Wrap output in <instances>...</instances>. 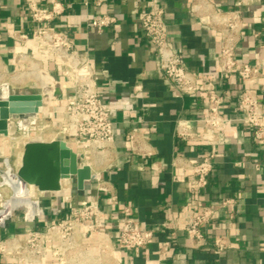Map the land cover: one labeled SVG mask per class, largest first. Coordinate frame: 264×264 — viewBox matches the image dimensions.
Returning <instances> with one entry per match:
<instances>
[{
    "label": "crops",
    "instance_id": "crops-1",
    "mask_svg": "<svg viewBox=\"0 0 264 264\" xmlns=\"http://www.w3.org/2000/svg\"><path fill=\"white\" fill-rule=\"evenodd\" d=\"M147 1L106 0L101 6H85L84 0H63L69 7L54 26L78 50L89 51L101 101L112 115L114 146L105 159L94 157L90 162L93 173L100 176L109 192L100 193L97 183L89 181L84 191H78L75 183L71 190L69 183L64 184L65 196L61 199L38 194L34 199L40 201L46 217L29 222L14 213L0 227V239L44 228L73 215L84 204L98 201L104 213L100 233L108 235L114 244L118 242L123 205L133 208L141 227L158 231L146 247L118 251L122 264H264V143L255 139L253 129L241 122L236 112L240 94L247 90L259 96L264 108V0H210L219 11L242 14L246 27L238 41L237 60L258 65L262 73L251 83L237 75L220 73V30L200 23L198 15L191 12L192 5L202 0H164L171 47L182 55L191 72L214 81L225 97L223 109L233 119L225 129V145L217 149L209 186L200 193L188 191V181L176 177L174 166L178 158L198 163L207 150L204 144L186 143L177 137L180 121H194L195 130L206 131L204 95L181 97L165 79L155 50L138 23L146 12ZM104 14L117 20L99 33L91 27V21ZM37 28L23 0H0V87L7 84L12 90L32 89L33 74L27 71L30 60L39 62L52 77H60L52 58L39 53L34 42L19 43L20 35L31 38ZM23 54L29 56L25 62L19 60ZM136 87L141 91L137 92ZM61 88L60 98H48L44 103L31 131L37 125L42 130L45 124L56 131L62 128V115L73 87L62 79ZM132 131L149 147L151 157L142 158L130 151L126 136ZM8 138L0 135V172L6 168L5 161H10ZM54 140L62 138L43 141ZM18 161L16 165L10 162L11 166L19 168ZM225 199H233V205L219 210V220L203 228L205 245L195 246L181 227L186 211ZM165 222H171L172 229H164ZM219 237H225L230 245L221 255L214 252V241ZM96 239L97 234L91 235L92 242ZM164 244L169 245L167 250ZM0 264H14V260L0 257ZM46 264L54 261L47 258Z\"/></svg>",
    "mask_w": 264,
    "mask_h": 264
},
{
    "label": "built area",
    "instance_id": "built-area-1",
    "mask_svg": "<svg viewBox=\"0 0 264 264\" xmlns=\"http://www.w3.org/2000/svg\"><path fill=\"white\" fill-rule=\"evenodd\" d=\"M23 1L38 28L31 38L20 35L19 43L34 42L39 53L43 52L52 58L60 77H52L39 62L33 60L28 63L27 71L29 74L33 70L45 73L60 85L62 79H65L73 87V95L67 100L62 115L63 126L56 131L54 138H62L79 155L82 164L91 167L90 162L94 157H107L114 146L115 135L111 111L103 105L96 87L95 70L89 51L78 50L71 39L54 26L69 7L63 0ZM105 1L84 0V4L101 6ZM191 12L198 15L200 23L220 30L218 65L222 75H237L246 83L261 78L258 65L240 64L236 57L238 41L246 27L240 11L222 12L210 0H202L201 3L192 5ZM165 13L164 0H148L146 12L138 23L146 40L154 48L160 70L173 91L181 97L204 95L206 117L203 123L206 131L195 130L194 121H180L177 137L186 143L204 144L207 150L198 163L178 158L174 166L176 177L188 181V191L200 193L209 186L217 149L225 145V129L233 119L227 117L223 109L225 97L218 92L214 81L191 72L182 55L171 47ZM116 20L112 15H100L91 21V27L101 33L114 25ZM28 57L23 54L19 56V60L25 62ZM135 89L137 92L141 91V87ZM262 92L264 93V86ZM236 112L241 115L240 121L253 129L255 139L264 143V108L259 96L250 90L243 91ZM43 129L53 128L50 124H45ZM126 141L134 155L142 158L152 156L149 147L136 132H129ZM100 180L101 178L91 181L97 183L100 193H108V187ZM68 183V190H71V180ZM63 191L65 192L64 189ZM7 195L8 191L0 187V206L3 196ZM233 203V199H225L218 204L202 203L195 211H186V221L181 227L195 246L205 245L203 228L218 221L219 210ZM120 213L122 220L117 244L108 235L100 233L104 213L98 201H91L77 209L73 215L52 221L44 228H33L0 239V257L11 258L14 264H46L47 258L52 259L54 264H122L117 257L118 251H138L152 243L158 231L141 227L129 205H123ZM162 226L164 229H172L171 222H165ZM94 234H97L95 243L90 240ZM229 246L225 237H219L214 241V252L221 255ZM168 248L169 245L164 244V249Z\"/></svg>",
    "mask_w": 264,
    "mask_h": 264
},
{
    "label": "water",
    "instance_id": "water-1",
    "mask_svg": "<svg viewBox=\"0 0 264 264\" xmlns=\"http://www.w3.org/2000/svg\"><path fill=\"white\" fill-rule=\"evenodd\" d=\"M62 88L57 84L53 98H60ZM47 95L31 93L26 90L11 89L4 84L0 87V135L9 136L8 126L18 131L30 132L31 125L36 121L40 108L47 101ZM35 138V139H31ZM28 139L22 154L21 164L15 169L10 161H5V170L0 172V187L8 191L3 196L0 206V227L14 213H24L29 222L46 217L40 201L30 195V187L34 186L38 194L49 193L48 197L61 199L65 192L61 189L63 179L74 180L78 191H84L86 184L100 176L93 173L88 165L82 164L79 155L63 140L44 142L39 137ZM38 208L42 215L32 213ZM27 210L31 212L30 216Z\"/></svg>",
    "mask_w": 264,
    "mask_h": 264
},
{
    "label": "rangeland",
    "instance_id": "rangeland-1",
    "mask_svg": "<svg viewBox=\"0 0 264 264\" xmlns=\"http://www.w3.org/2000/svg\"><path fill=\"white\" fill-rule=\"evenodd\" d=\"M30 79L33 81L34 85H33L32 89H28V88L25 89L26 91H30L33 93H42V92H44L45 94L47 93V90H45L42 87L40 80H38L34 76L30 77ZM49 97H50V94H49ZM51 98L52 97H50V99ZM42 130H41V126L37 125L35 128V131H30V132L14 131V129H12V127H11V124H9V126H8L9 136H7V137H10V138L7 139L6 146H7V149L9 151L8 153L10 155L9 157H10L11 164L16 165V163L18 161V157H19L18 164L19 165L21 164L22 154L19 155V151H20V149L23 148L24 143L26 141H28L29 138H31L33 136H37V137H39L38 139L44 140V138H46L49 140L50 138H53L55 136L56 130H54V129L43 130V131ZM31 139H33V138H31ZM71 182L75 183L74 180H71ZM67 183H68V180L63 179L61 182V189H62L63 185L67 184ZM30 191H31L32 198L33 199L36 198V196L38 195L36 188L34 186H31ZM48 194H49L48 192L44 193V195H48ZM17 214H19L20 216H24V213H22V212H17Z\"/></svg>",
    "mask_w": 264,
    "mask_h": 264
},
{
    "label": "bare ground",
    "instance_id": "bare-ground-1",
    "mask_svg": "<svg viewBox=\"0 0 264 264\" xmlns=\"http://www.w3.org/2000/svg\"><path fill=\"white\" fill-rule=\"evenodd\" d=\"M31 74L35 75V77H36L38 80L41 81L42 87H43L45 90H47V93H46L47 97H48L49 99H50V97H53V90H54V88L56 87L57 82L54 81L53 78L50 77L49 75H47V74H45V73H40V72H38V71H36V70H33ZM49 94H50V97H49ZM42 109H43V107L40 108V111H41ZM33 139H35V138H33ZM62 189H63V188H62ZM30 195H31V191H30ZM31 197H32V196H31ZM32 210H33L32 213H35V212H36V213L42 215L40 209H38V208L36 209V208L33 207ZM27 214L30 216L31 212H30L29 210H27Z\"/></svg>",
    "mask_w": 264,
    "mask_h": 264
}]
</instances>
